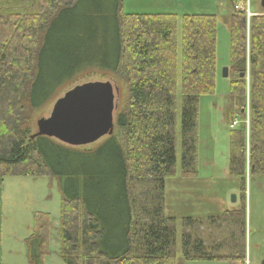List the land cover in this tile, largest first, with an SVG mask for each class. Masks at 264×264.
I'll return each mask as SVG.
<instances>
[{"label": "trees", "instance_id": "16d2710c", "mask_svg": "<svg viewBox=\"0 0 264 264\" xmlns=\"http://www.w3.org/2000/svg\"><path fill=\"white\" fill-rule=\"evenodd\" d=\"M231 3L229 101L240 124L230 170L245 200L247 170L264 176V15L248 19ZM216 44L215 15H185L180 25L172 14H127L124 0H0V188L7 177L60 180L63 264H179L165 196L166 181L177 176L178 81L182 177L194 179L198 105L216 89ZM100 74L120 75L127 89L112 136L92 148L31 139L35 112L83 76ZM239 213L235 246L199 232L218 222L221 239L230 214L184 219L182 259L245 264V201ZM51 229V215L35 213L29 264H43Z\"/></svg>", "mask_w": 264, "mask_h": 264}, {"label": "rangeland", "instance_id": "374dc122", "mask_svg": "<svg viewBox=\"0 0 264 264\" xmlns=\"http://www.w3.org/2000/svg\"><path fill=\"white\" fill-rule=\"evenodd\" d=\"M237 10L247 11L248 19L252 15H264L261 0H234ZM189 5L190 14H209L217 17V44H216V89L212 95L202 96L198 105L197 119V178L182 177L181 170V76L179 77L178 113H177V176L166 181V215L176 219L177 237L176 252L179 264H234L227 261H184L182 259V234L184 219H209L221 216L226 210L237 207L247 201L246 204V228L243 246L247 254L261 259L264 264V183L258 184L264 176L250 175L246 173V197L241 195L242 185L239 177L231 174V129L232 106L230 104L231 82L235 78L231 70L232 45L230 18L235 9L231 0H185ZM22 10L21 7L12 8ZM24 9V8H23ZM236 10V11H237ZM180 18L185 11L178 13ZM181 31V27H180ZM181 32H179V37ZM249 38V36H247ZM249 54V49L247 48ZM249 66V64H248ZM229 68V78H223V70ZM249 70V69H248ZM249 76L247 78V81ZM89 82H109L114 88L115 113L117 115L125 108L127 102V89L120 75H95L86 77L75 85ZM69 87L60 96L74 88ZM56 99V100H57ZM37 111L33 115V127L36 132V122L41 118H49L54 103ZM234 105V104H233ZM234 107L239 108L237 105ZM239 112V110H238ZM103 140L89 147L98 146ZM249 166L247 158V167ZM194 184V185H191ZM64 192L60 180L54 177H7L0 188V242L4 244V252L8 254L10 248L14 255L3 261V264H29L27 258V239L32 235L34 228V215L37 212L50 214L52 217V229L49 239V250L45 255L43 264H63L60 256V215L61 205L64 200ZM237 200V201H236ZM240 213L230 214L226 217V223L221 225V239L215 236V230L220 224L204 222L199 232L206 239L209 234L214 235L213 241L218 243L228 242L234 244L240 238L238 227ZM221 218V217H216ZM210 226V227H208ZM211 228V232L209 230ZM218 235V234H216ZM234 239V240H233ZM236 264V263H235Z\"/></svg>", "mask_w": 264, "mask_h": 264}, {"label": "water", "instance_id": "95a60500", "mask_svg": "<svg viewBox=\"0 0 264 264\" xmlns=\"http://www.w3.org/2000/svg\"><path fill=\"white\" fill-rule=\"evenodd\" d=\"M261 6L264 9V0ZM223 78H229V68L223 70ZM115 109L111 83L77 85L56 100L49 118L36 122L37 130L31 139L47 137L71 147L96 144L114 134Z\"/></svg>", "mask_w": 264, "mask_h": 264}, {"label": "crops", "instance_id": "0c3cea01", "mask_svg": "<svg viewBox=\"0 0 264 264\" xmlns=\"http://www.w3.org/2000/svg\"><path fill=\"white\" fill-rule=\"evenodd\" d=\"M188 6L189 5L185 2V0H124V12L127 14H172L178 16L179 15L178 13H180V11H185L186 14H183V16L193 15L187 13V11H189L187 8ZM195 15H201V14H195ZM203 15H209V14H203ZM260 180L261 181L258 184H260L259 187H262L263 186L262 184L264 183V178ZM243 203L241 200L239 206L226 210V213L216 217H224L227 216V214L239 213L242 209ZM246 204L247 201L245 202V205ZM8 252H9L8 254L4 252V244L0 242V264H3V261L5 262V260L13 257L14 253L11 248L10 251ZM260 261L261 259H257L254 255L251 256L250 254H247V251L245 252V259H244L245 264H258L260 263ZM178 262L180 263L181 261ZM227 262L234 264L235 263L241 264L239 260H233Z\"/></svg>", "mask_w": 264, "mask_h": 264}, {"label": "built area", "instance_id": "2783aa9c", "mask_svg": "<svg viewBox=\"0 0 264 264\" xmlns=\"http://www.w3.org/2000/svg\"><path fill=\"white\" fill-rule=\"evenodd\" d=\"M238 124H239V122H238L237 120H235V121L233 122V124L231 125V128H232V129L236 128V127L238 126ZM247 125H249V120L247 121Z\"/></svg>", "mask_w": 264, "mask_h": 264}]
</instances>
